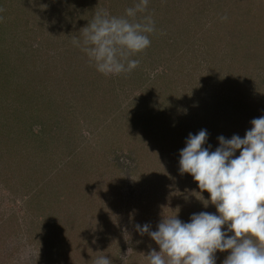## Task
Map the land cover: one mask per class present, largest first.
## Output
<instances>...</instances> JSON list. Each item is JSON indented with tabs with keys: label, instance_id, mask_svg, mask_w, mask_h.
I'll list each match as a JSON object with an SVG mask.
<instances>
[{
	"label": "rangeland",
	"instance_id": "374dc122",
	"mask_svg": "<svg viewBox=\"0 0 264 264\" xmlns=\"http://www.w3.org/2000/svg\"><path fill=\"white\" fill-rule=\"evenodd\" d=\"M37 1L0 0V23L20 25V51L32 62L18 68L16 41H0V264H94L103 255L112 264H147L158 246L136 224L155 231L177 212L184 222L215 213L204 205L208 193L180 172L188 134L206 129L205 147L215 150L217 137H243L264 115V0H149L144 15L157 19L155 29L163 27L156 5L168 1L178 11L160 18L190 24L172 49L157 43L164 30L153 32L150 46L130 57L139 66L114 76L82 54L74 74H63L69 50L58 35L64 23L78 36L97 10L119 0ZM58 73L61 88L48 81ZM227 255L217 252L216 264Z\"/></svg>",
	"mask_w": 264,
	"mask_h": 264
},
{
	"label": "clouds",
	"instance_id": "9594fccd",
	"mask_svg": "<svg viewBox=\"0 0 264 264\" xmlns=\"http://www.w3.org/2000/svg\"><path fill=\"white\" fill-rule=\"evenodd\" d=\"M149 0H134L120 16L97 10L71 43L105 76L130 73L139 66L130 57L147 49L155 22L144 15ZM226 18V17H225ZM243 137H217L215 150L205 147L208 132L189 133L179 151V169L189 174L215 213H193L187 222L162 218L156 230L136 224L158 246L145 255L147 264H216L217 252H227L222 264H264V115L250 121ZM238 152V155H237ZM94 264H112L99 256Z\"/></svg>",
	"mask_w": 264,
	"mask_h": 264
},
{
	"label": "trees",
	"instance_id": "16d2710c",
	"mask_svg": "<svg viewBox=\"0 0 264 264\" xmlns=\"http://www.w3.org/2000/svg\"><path fill=\"white\" fill-rule=\"evenodd\" d=\"M45 1L46 0H38L36 3L37 4H44L45 3ZM48 2H49V0H48ZM133 2H134V0H119L118 2H112L111 1V4H112V6H110V7H108V11H109V13L111 14V15H119V14H121L118 10H120L121 12H123L124 13V10L126 9V8H128V7H131L132 5H133ZM150 3L151 2H149V5H150ZM148 5V6H149ZM157 7L155 8V9H157L156 10V13L157 12H161V13H158V14H156V16L158 17V19L161 21L160 22V24H162V25H160V27L161 26H163V27H161L160 29H155V31L154 32H156V33H158V34H161V30H164V32H163V34H162V36L160 35V36H158V38H160V39H156L157 40V43L159 44V42L161 41L162 42V44H163V46L165 47V48H167V49H172L173 48V46H175L176 45V41H177V39H180V38H183V37H181L182 36V34H184V33H177V32H180L181 30H186L187 29V27H188V25L190 24V23H188L187 22V20L188 19H190V18H188V17H184V18H181V17H176L175 19L173 18L174 16H171V15H166V16H164L166 19H161L160 17H162L163 16V12H165L166 11V14H167V12L169 11V10H171L172 11V13L171 14H173V12H174V10L175 11H178L177 10V8H176V5L174 4V3H170V1H168L167 3H160V4H158V5H156ZM41 7V6H40ZM116 9V11H114L113 12V10H115ZM164 9H165V11H164ZM45 11H46V14H47V16H50L49 15V12H48V10L47 9H45ZM4 14H6L5 12H3ZM180 14H181V12H180ZM185 16V15H184ZM3 17H5V15L3 16ZM77 18L78 19H81V16H80V13H78V16H77ZM187 18V19H186ZM59 20H61V18H59ZM191 20V19H190ZM90 21V20H89ZM177 21H179V23L181 24V28H180V26H179V23L177 24ZM48 22L50 23H53L50 19H48ZM154 22H157V19L155 18L154 19ZM88 23V22H87ZM51 25V24H50ZM87 25V24H86ZM85 25V26H86ZM60 26H62V31L60 32V34L58 35L60 38H61V43H60V40H59V38L57 37V39H56V41H58L57 43H60V45L61 46H63V48H65V50L66 49H68L69 51H68V53H67V55L62 59V61L61 62H64V63H67V64H69L68 66H69V70L68 71H70L69 73L67 72V70L63 73V74H65L66 75V73L68 74V75H70L71 74V71L72 70H74V68H75V66H77L78 67V54L79 55H84V56H86L79 48H76V47H74L73 45H72V43H71V40H72V37H74V35L73 34H71V32H70V34H69V31H71V28L69 27V26H66V24H64V23H61L60 24ZM84 26V27H85ZM155 26H157L156 24H155ZM4 27H6V25L4 24H1L0 23V41L1 40H6V38H5V36H8V37H11V38H13L15 41H16V43H15V49L16 50H14L15 51V54L12 56V59H13V62H14V64L18 67H21L22 65L26 68V67H28V63H32L31 62V60L30 59H28V58H26L25 57V55L20 51V46L23 44V41H25V39L24 38H19L18 36L20 35V33L22 32V30L20 29V25L19 24H17L16 23V26L14 27V28H12V29H9V30H7V29H5ZM66 27V28H65ZM165 27V28H164ZM25 36H26V38L27 39H33L34 38V36H35V33H34V30L31 28V27H27V28H25ZM48 30L49 31H46V34H45V36H48V37H51L52 36V33L50 32V30H51V28H48ZM67 30V31H66ZM82 31V30H81ZM81 31H79L78 30V33H80ZM12 34L13 36H9L10 34ZM178 35V36H177ZM157 35H155V37H156ZM17 37L19 38V40H17ZM38 37V36H37ZM54 37V36H53ZM165 38L167 39V40H165ZM38 39V38H37ZM149 39L152 41L153 39H155V38H152V36H151V34L149 35ZM46 40H47V42L49 43V42H54L53 41V39H51V38H46ZM36 43H35V45H34V47L36 46V48H37V51L39 52V51H42L43 50V44H41L42 42H37V41H35ZM177 44H178V42H177ZM185 47H187V43L185 42L184 44H183ZM70 48V49H69ZM71 49H73L72 51H71ZM166 49V50H167ZM186 49H188V48H186ZM13 51V52H14ZM43 53H45V52H43ZM2 54L3 53H1L0 52V59H1V57H2ZM3 55H6L5 53L3 54ZM48 57H49V55H48ZM55 58H53V60H54ZM42 65H44V62L42 63ZM6 65H2V67H5ZM17 67H16V69H17ZM18 67V68H19ZM46 67V66H45ZM5 69V68H4ZM15 69V70H16ZM58 71V66H57V68H56V72ZM14 72V71H13ZM8 74V73H7ZM6 74V75H7ZM74 74V73H73ZM73 74H71V75H73ZM5 75V76H6ZM58 75H59V73H58ZM78 74H76L75 76H77ZM62 75H59V76H53L52 78H49L48 79V81H51V83L54 85V84H56V88L58 87V88H61L62 86H60V82H58L57 80L61 77ZM160 78V77H159ZM74 80H75V77H74ZM73 80V81H74ZM5 83H7V82H4L3 84H5ZM50 83V84H51ZM53 87H55V86H53ZM52 87V85H51V88H53ZM70 87V86H69ZM73 88V87H72ZM23 95V94H22ZM62 95H64L63 93H62ZM60 97H62L61 96V94L59 95ZM65 97H67V96H65ZM17 101H20L19 99L17 100ZM9 126H10V124H9ZM73 136H75V132H73ZM96 259V258H95Z\"/></svg>",
	"mask_w": 264,
	"mask_h": 264
}]
</instances>
